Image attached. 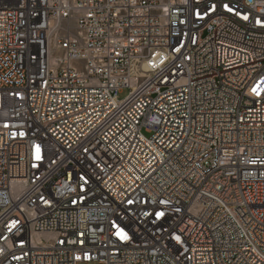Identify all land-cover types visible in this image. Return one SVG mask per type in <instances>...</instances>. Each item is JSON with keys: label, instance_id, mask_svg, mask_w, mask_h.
<instances>
[{"label": "built area", "instance_id": "2783aa9c", "mask_svg": "<svg viewBox=\"0 0 264 264\" xmlns=\"http://www.w3.org/2000/svg\"><path fill=\"white\" fill-rule=\"evenodd\" d=\"M262 80L264 0H0V264H264Z\"/></svg>", "mask_w": 264, "mask_h": 264}, {"label": "snow or ice", "instance_id": "6c2138e0", "mask_svg": "<svg viewBox=\"0 0 264 264\" xmlns=\"http://www.w3.org/2000/svg\"><path fill=\"white\" fill-rule=\"evenodd\" d=\"M223 7H224L227 11H229V12L233 11V9L230 8L227 4L223 5ZM213 10H214V6H213ZM243 19L247 20L248 17H247V16H244ZM260 85H264V80H262V81L260 82V84H258V85L253 89V91L256 92L257 95L260 94V92L257 91V89H260ZM261 91H264V89H261ZM157 215H158V216H163L164 214H163V212H160V213H158ZM117 228H118V233H117V234L120 235L122 239H126L127 236H126V234L123 233V230H122V229H119V226H117ZM177 239H179V237H177Z\"/></svg>", "mask_w": 264, "mask_h": 264}, {"label": "rangeland", "instance_id": "374dc122", "mask_svg": "<svg viewBox=\"0 0 264 264\" xmlns=\"http://www.w3.org/2000/svg\"><path fill=\"white\" fill-rule=\"evenodd\" d=\"M128 95H129V90H128V89H125V90H123V92H121V93L119 94V97H120V99H124V98H126ZM89 264H101V263H98V262H92V263H89Z\"/></svg>", "mask_w": 264, "mask_h": 264}]
</instances>
